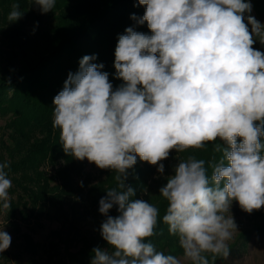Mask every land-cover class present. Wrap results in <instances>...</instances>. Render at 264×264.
Returning <instances> with one entry per match:
<instances>
[{"label": "clouds", "instance_id": "clouds-1", "mask_svg": "<svg viewBox=\"0 0 264 264\" xmlns=\"http://www.w3.org/2000/svg\"><path fill=\"white\" fill-rule=\"evenodd\" d=\"M145 6L140 25L118 37L114 67L123 83L113 89L104 65L85 55L53 99V128L60 130L66 155L116 173L99 212L106 217L100 234L107 248L92 249L90 264H182L158 251L160 210L133 199L126 185L140 161L157 166L170 153L214 146L220 159L210 164L189 156L159 189L167 201L162 222L178 239L183 260L209 264L208 253L230 255L237 230L233 203L251 214L264 207V24L251 0H138ZM42 13L56 0H33ZM24 12L13 3L9 23ZM247 14V15H246ZM132 19H137L133 14ZM246 21V22H245ZM219 141V142H217ZM0 163V205L10 208L12 181ZM119 215H109L113 206ZM11 236L0 229V253Z\"/></svg>", "mask_w": 264, "mask_h": 264}, {"label": "trees", "instance_id": "trees-1", "mask_svg": "<svg viewBox=\"0 0 264 264\" xmlns=\"http://www.w3.org/2000/svg\"><path fill=\"white\" fill-rule=\"evenodd\" d=\"M256 13L264 21V0H252ZM13 3L23 16L9 23ZM145 6L138 0H56L55 7L42 13L33 0H0V163L12 181L10 208L0 205L17 237L27 248L32 237L20 231V220L36 224L41 218L56 221L59 228L49 240L54 264H90L92 249L107 248L100 234L106 219L99 212V201L106 190L116 186V173L99 169L94 176L86 169L87 159L66 155L60 145V130L53 128V99L63 89L69 73L79 71L85 56H96L92 63L103 64L115 90L123 81L114 67L118 37L132 27L151 35L147 24L140 25ZM133 14L137 19H132ZM51 19L47 24L45 21ZM219 142V141H217ZM213 144L203 149L172 151L162 163L175 166L189 156L210 164L220 159ZM95 165L94 163H91ZM157 166L140 161L129 170L126 185L135 191L133 199H144L160 210L157 234L150 238L158 251L182 254L178 239L162 222L167 201L159 189L174 174L154 177ZM113 206L109 215H119ZM31 228V227H30ZM230 255H207L209 264H229L243 256V247L229 246Z\"/></svg>", "mask_w": 264, "mask_h": 264}, {"label": "rangeland", "instance_id": "rangeland-1", "mask_svg": "<svg viewBox=\"0 0 264 264\" xmlns=\"http://www.w3.org/2000/svg\"><path fill=\"white\" fill-rule=\"evenodd\" d=\"M251 3L252 12L250 15L254 16L261 24H264V21H261L259 15L256 13L252 0ZM49 21L51 19H47L45 24ZM254 47L264 52V45L258 40ZM0 123H3V120H0ZM163 164L165 169L164 173L161 174L156 169L154 174L155 178L172 174L174 171L173 165L167 162ZM86 169L94 176H97L96 165L87 163ZM231 214L237 225V230L234 232L233 239L227 242L228 247L241 246L244 250L241 258L233 260L229 264H264V207L249 214L234 202L231 207V212L225 215ZM58 228V222L45 218H41L36 224L20 220V231L29 233L34 242V246L27 248L23 239L17 237L18 233L13 230L8 220L5 219V212H2L0 214V229H3L11 236V245L6 251L0 253V264H54L53 261H55L57 256H54L53 259L48 256L53 252L49 248L48 242L55 238L54 231ZM210 254L208 253L206 255ZM177 257L181 258L182 264H190V262L183 260V253Z\"/></svg>", "mask_w": 264, "mask_h": 264}]
</instances>
